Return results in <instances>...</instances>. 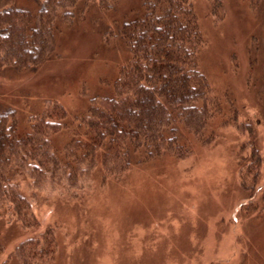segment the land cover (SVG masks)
Returning <instances> with one entry per match:
<instances>
[{
	"label": "rangeland",
	"instance_id": "rangeland-1",
	"mask_svg": "<svg viewBox=\"0 0 264 264\" xmlns=\"http://www.w3.org/2000/svg\"><path fill=\"white\" fill-rule=\"evenodd\" d=\"M191 2L208 90L179 152L122 177L58 171L22 183L36 224L0 207V264H21L15 249L26 242L29 264H264V0ZM112 21L76 24L58 58L0 77V101L25 117L57 103L74 120L110 93L122 62Z\"/></svg>",
	"mask_w": 264,
	"mask_h": 264
},
{
	"label": "trees",
	"instance_id": "trees-1",
	"mask_svg": "<svg viewBox=\"0 0 264 264\" xmlns=\"http://www.w3.org/2000/svg\"><path fill=\"white\" fill-rule=\"evenodd\" d=\"M105 14L123 50L109 94L92 96L71 122L57 103L25 117L0 101V207L22 225L36 224L22 183L58 171L122 177L148 159L176 155L205 110L191 0H0V77L39 70L59 57L61 36ZM26 244L15 249L21 264L34 256Z\"/></svg>",
	"mask_w": 264,
	"mask_h": 264
}]
</instances>
